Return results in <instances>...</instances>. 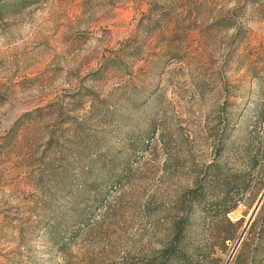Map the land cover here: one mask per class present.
<instances>
[{
  "label": "rangeland",
  "instance_id": "1",
  "mask_svg": "<svg viewBox=\"0 0 264 264\" xmlns=\"http://www.w3.org/2000/svg\"><path fill=\"white\" fill-rule=\"evenodd\" d=\"M262 106L264 0H0V264H157L177 223L226 264ZM219 173L238 232L188 193ZM229 264H264V199Z\"/></svg>",
  "mask_w": 264,
  "mask_h": 264
},
{
  "label": "trees",
  "instance_id": "2",
  "mask_svg": "<svg viewBox=\"0 0 264 264\" xmlns=\"http://www.w3.org/2000/svg\"><path fill=\"white\" fill-rule=\"evenodd\" d=\"M259 120L264 119V106L257 111ZM247 179L244 175L231 173L229 175L219 173L211 181L210 191L201 185H195L189 190L192 201L201 207L203 214L213 217H221L225 223L233 227L236 232L239 231L241 224L239 221L234 222L229 217L239 202L241 197H235L245 194L248 188ZM255 223V222H254ZM252 224L251 228L253 227ZM189 226L187 224L177 223L174 226L172 240L169 245L162 249L158 256L157 264H201L206 261V252L201 249L190 251L186 244L185 231Z\"/></svg>",
  "mask_w": 264,
  "mask_h": 264
},
{
  "label": "water",
  "instance_id": "3",
  "mask_svg": "<svg viewBox=\"0 0 264 264\" xmlns=\"http://www.w3.org/2000/svg\"><path fill=\"white\" fill-rule=\"evenodd\" d=\"M263 199H264V190H263V192H262V194H261V196H260L257 204L255 205V207L253 209V212L251 213V215H250V217H249V219H248V221H247V223H246V225H245V227H244V229H243L240 237L238 238V241H237V243H236V245H235V247H234V249H233V251H232V253H231V255H230L229 259H228V261L226 262V264H229V262H230V260H231V258L233 256V254H234V252L236 251V248L238 247L239 243L241 242V240H242V238H243L246 230L250 226V224H251L254 216L256 215V212L258 211V209H259V207H260V205H261V203L263 201Z\"/></svg>",
  "mask_w": 264,
  "mask_h": 264
}]
</instances>
